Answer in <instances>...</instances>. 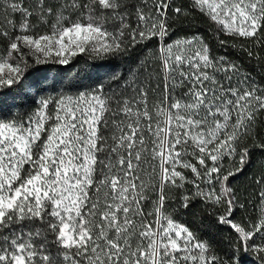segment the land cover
Segmentation results:
<instances>
[{
    "label": "snow or ice",
    "instance_id": "obj_1",
    "mask_svg": "<svg viewBox=\"0 0 264 264\" xmlns=\"http://www.w3.org/2000/svg\"><path fill=\"white\" fill-rule=\"evenodd\" d=\"M0 264H264V0H0Z\"/></svg>",
    "mask_w": 264,
    "mask_h": 264
},
{
    "label": "trees",
    "instance_id": "obj_2",
    "mask_svg": "<svg viewBox=\"0 0 264 264\" xmlns=\"http://www.w3.org/2000/svg\"><path fill=\"white\" fill-rule=\"evenodd\" d=\"M200 31H201V32H204L205 29H204L203 27H201V28H200ZM223 52H224L223 49H220V50H219V53H220V54H223ZM231 54L234 55V56H235V55H239V53H238V52H235V51H232ZM239 182H240L241 185H243V183H244V178L241 177Z\"/></svg>",
    "mask_w": 264,
    "mask_h": 264
}]
</instances>
